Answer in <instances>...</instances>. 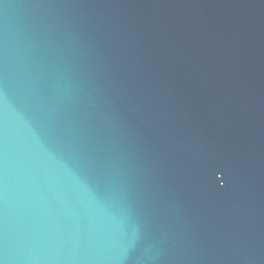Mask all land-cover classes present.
<instances>
[{
  "label": "water",
  "instance_id": "water-1",
  "mask_svg": "<svg viewBox=\"0 0 264 264\" xmlns=\"http://www.w3.org/2000/svg\"><path fill=\"white\" fill-rule=\"evenodd\" d=\"M0 264H264V0H0Z\"/></svg>",
  "mask_w": 264,
  "mask_h": 264
}]
</instances>
